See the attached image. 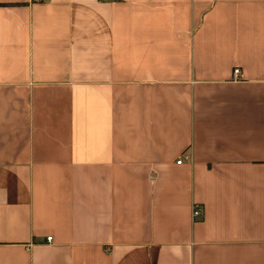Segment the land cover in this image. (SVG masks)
Here are the masks:
<instances>
[{"label":"crops","instance_id":"obj_1","mask_svg":"<svg viewBox=\"0 0 264 264\" xmlns=\"http://www.w3.org/2000/svg\"><path fill=\"white\" fill-rule=\"evenodd\" d=\"M0 264H264V0H0Z\"/></svg>","mask_w":264,"mask_h":264},{"label":"built area","instance_id":"obj_2","mask_svg":"<svg viewBox=\"0 0 264 264\" xmlns=\"http://www.w3.org/2000/svg\"><path fill=\"white\" fill-rule=\"evenodd\" d=\"M40 1H43V0H31V2H40ZM239 77H240V70L235 69L233 71V79L237 80ZM190 160H191V157L189 155H184L179 158V160L177 161V164H181V162L183 161H190ZM191 214H192V219L194 220H197L198 218H200L202 214V210L200 206L198 205L193 206ZM47 241L50 242L51 238H47Z\"/></svg>","mask_w":264,"mask_h":264}]
</instances>
